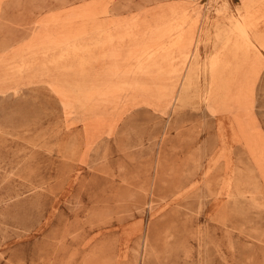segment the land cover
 I'll return each instance as SVG.
<instances>
[{
    "label": "rangeland",
    "instance_id": "374dc122",
    "mask_svg": "<svg viewBox=\"0 0 264 264\" xmlns=\"http://www.w3.org/2000/svg\"><path fill=\"white\" fill-rule=\"evenodd\" d=\"M261 7L0 0V264H264Z\"/></svg>",
    "mask_w": 264,
    "mask_h": 264
},
{
    "label": "bare ground",
    "instance_id": "6f19581e",
    "mask_svg": "<svg viewBox=\"0 0 264 264\" xmlns=\"http://www.w3.org/2000/svg\"><path fill=\"white\" fill-rule=\"evenodd\" d=\"M261 20V14L255 10H247L243 14L237 13V18L232 19V31L248 40V30L256 27ZM217 67V61L214 60L209 63V68L211 70H215Z\"/></svg>",
    "mask_w": 264,
    "mask_h": 264
},
{
    "label": "crops",
    "instance_id": "0c3cea01",
    "mask_svg": "<svg viewBox=\"0 0 264 264\" xmlns=\"http://www.w3.org/2000/svg\"><path fill=\"white\" fill-rule=\"evenodd\" d=\"M249 11L250 10H255V11H257L258 13H264V7H261V8H252V9H248ZM247 11V10H246ZM245 11V12H246ZM245 12H243V13H245ZM243 13H241V14H243ZM230 31H232V28H231V30ZM260 172L262 173V174H264V171L261 169V167H260Z\"/></svg>",
    "mask_w": 264,
    "mask_h": 264
}]
</instances>
